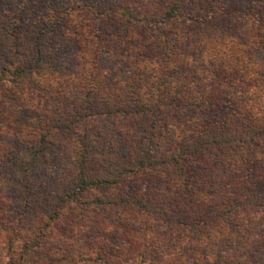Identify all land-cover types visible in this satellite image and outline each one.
Masks as SVG:
<instances>
[{
    "label": "trees",
    "instance_id": "1",
    "mask_svg": "<svg viewBox=\"0 0 264 264\" xmlns=\"http://www.w3.org/2000/svg\"><path fill=\"white\" fill-rule=\"evenodd\" d=\"M0 264H264V0H0Z\"/></svg>",
    "mask_w": 264,
    "mask_h": 264
}]
</instances>
